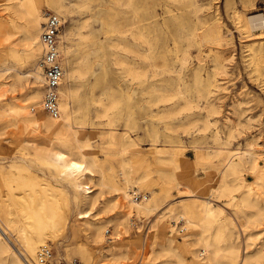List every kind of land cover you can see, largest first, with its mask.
<instances>
[{"label": "bare ground", "instance_id": "6f19581e", "mask_svg": "<svg viewBox=\"0 0 264 264\" xmlns=\"http://www.w3.org/2000/svg\"><path fill=\"white\" fill-rule=\"evenodd\" d=\"M52 1L56 12L67 8L63 0ZM128 1L130 3L132 0ZM41 4L40 0H16L8 17L0 13V51L7 49L6 54H0V66L9 60L10 54H14L12 46L17 43L15 35L18 32H23L22 40L28 47L27 58H31L30 69H18L14 74L16 80L31 77L35 83L43 81V68L38 61V58L41 59V56L38 57L41 49L43 54L40 36L44 14H41ZM236 16L246 30L264 28V13ZM135 23L132 38L134 41L141 39L148 45L144 30H139V20ZM116 31L125 33L122 26ZM211 36H214L216 42L221 40L219 26L212 30L206 28L200 35V41L214 40ZM118 41L113 46L116 48L120 44L124 54L115 50L111 54L113 57L110 64L117 65L132 81L140 80L142 90H148L147 93L153 96L147 102L150 107L155 106L158 110H152L146 117L162 120L187 111L184 120L173 118L167 126L181 127L186 131L202 121L203 128H216L221 113L220 105L215 101L216 91L221 88L216 75L225 71L221 55L214 66V79L210 76L204 78L199 66L193 68L196 99L192 100L181 86V71L175 72L176 76L172 78L170 75L174 70L170 63L157 60L150 46L141 50L137 43ZM59 52L65 79H69L75 69L67 57L69 47L62 41H59ZM258 59L264 60L263 53L259 54ZM186 62L187 54L180 59V65ZM107 64L105 58L102 64L104 72L108 69ZM124 64L128 65V69L125 70ZM254 70L258 81L262 73L258 66ZM159 75H167L169 78L161 84L153 82ZM262 82L264 85V80ZM72 93L71 87L62 79L57 117L50 116L44 110V85H32L26 89V105H0V264H34L40 247L48 245V238L69 231L75 238L82 235L88 237V240L78 239V243H81L78 252L85 263L96 264L93 263L95 255L91 252V245L94 241L96 244L104 240L106 232H110L106 227L109 222L113 224L114 235L110 234L106 239L112 242L116 240V243L108 247L105 253V256L111 258L107 264H120L121 259L125 258L130 259L129 264H181L184 260L187 264H264L262 230L258 228L251 232L250 242H247L244 234L251 223L259 224L264 209V161L259 164L258 155L250 151L259 143L258 140H251L247 144L248 150L237 148L229 151L220 165L210 163L214 175L210 174V177L206 174V177L211 178L209 180L212 184L209 194L201 195L196 190L198 179L189 172L187 166L190 162L183 156L182 149L164 150L157 146L160 134L155 125L149 130L151 146L156 148L152 151L154 166L151 170L142 161V151L133 149L138 139L126 130L130 114L124 124L126 129H114L121 114H111V110L120 103L114 98L111 86L105 92L111 100L105 102V98L100 99L101 109L96 112V117L106 118L104 127L100 125L102 123H98L99 127L91 123L88 131L85 130L84 121L76 120L74 110L68 106L67 98ZM32 108L36 110L35 113L30 111ZM195 108L204 110L203 119L200 114L191 113ZM240 116L237 120L227 117V141H222L217 129L212 137L220 147L206 153H195L197 159L209 160L210 157L224 154L221 145L230 141L234 131L243 123ZM251 120V117L245 119L246 122ZM95 137L105 139L108 143L102 148L106 156L103 160L97 156L99 150L92 143ZM3 140L7 143L5 148L1 146ZM114 156L120 157L119 169L125 187L118 186L115 181L107 182L106 169L113 168L107 157ZM166 165L172 166V169L167 170ZM138 169L142 172L136 176L135 171ZM246 173L252 174V181L245 179ZM184 181L187 191L180 190ZM92 185L100 188L109 186L114 194H121L120 201L118 196H114L99 202V197L91 190ZM153 185L157 189L151 188L145 193L140 191V188ZM170 185L177 188L176 196L171 194ZM62 199L64 207L60 206ZM72 204L76 208L79 222L72 223L70 220L71 212L68 209ZM116 206L121 211L111 213L104 220L97 218L100 213L112 212ZM124 209L128 212H122ZM253 209L257 211L253 212ZM133 215L138 219L149 218L146 228L139 229L134 236L140 239L139 250L128 248L129 238L120 236V231L126 229V226L133 227ZM173 215L177 217L171 218ZM179 223H183V226L180 227ZM185 230L184 242H180L177 234ZM238 235L242 236V243L237 241ZM193 236L197 240L196 248L193 247L194 243H190ZM186 250L191 255L190 260L185 257ZM99 251L96 248L94 254ZM170 253L177 257L176 261L166 258Z\"/></svg>", "mask_w": 264, "mask_h": 264}, {"label": "rangeland", "instance_id": "374dc122", "mask_svg": "<svg viewBox=\"0 0 264 264\" xmlns=\"http://www.w3.org/2000/svg\"><path fill=\"white\" fill-rule=\"evenodd\" d=\"M15 1L0 0V13L8 17L13 11ZM40 1L42 2L41 14H44V16L42 15V25L45 21L46 12H54L63 17L60 41L69 47L67 57L75 69L72 77L65 79L64 76L63 78L66 85L70 86L73 91L72 95L67 98L68 106L74 110L73 115L76 120L84 121L86 131L90 130L91 123H96L98 127V123H102L100 125L104 127L103 123L106 122V118L96 117V112L101 109L100 99L105 98V102L111 100L105 94L107 88L111 86L114 89V98L120 102L111 110V114H121L114 125V129L116 131L126 129L124 124L130 114L129 127L126 130L131 136L138 139V144L133 149L142 151V161L149 166L150 170L154 166L152 151L156 149L151 146V138L149 137V130L151 131L152 125L158 128L160 134L156 143L159 148L164 150L182 149L183 156L189 159L190 164L187 167L189 172L198 179V188L196 189L198 194H209V187L212 184V181L209 180L212 177L210 174L214 175L213 170L210 169V163L213 165L215 162L214 165H220L231 150L237 148L248 150L247 144L251 140L259 141L253 147L254 150L250 149V151L256 153L259 157V164H263L264 85H262V80H264V60L258 58L260 53L264 55V28L246 30L242 27L243 22H238L236 14L244 17L264 13V0H132L130 3L128 0H84L83 3L80 0H63L67 8L59 12L54 9L52 0ZM136 20H139V30H144L143 33L149 41L148 45L144 44L141 39L134 41L131 36V33L135 31ZM121 26L125 30L123 34L116 31ZM217 26H219L222 36L219 42H216L214 36H211L214 40L200 41V35L206 28L212 30L216 29ZM194 31H196L195 35L192 36ZM63 35L64 38H62ZM15 36L18 40L12 46L14 54H10L9 60L0 66V105L4 107H20L28 104V100L25 99L26 89L32 85L43 86V81L35 83L31 77L21 80L14 78L18 69L26 71L30 69L31 65V58H27V44L22 40L23 32H18ZM117 39L119 40L117 43L120 40L125 41V44L137 43L141 50L150 46L157 60H166L170 63L174 70L170 75L172 78H175V72L180 70L182 73L181 86L185 94L192 100L196 99L193 68L199 66L200 73L204 78L210 76L214 79V66L219 60L217 58L221 55V63L225 65V71L216 75L221 87L215 94V101L221 108L216 128L211 126L205 129L202 121L190 126L186 131L181 127L167 126L173 118L184 120L187 111L162 120H156V118L151 120L146 117L152 110H158L155 106L150 107L147 102L153 96L147 93L148 90H142L139 85L140 80L132 81L126 73H122V69H118L117 65L110 64L113 57L111 54L115 50L124 54L120 44L116 48L113 46ZM6 53L7 49L0 51L1 55ZM185 54H187V62L181 66L180 59ZM39 56H42V49L38 54ZM105 58L108 61L106 72L102 67ZM39 60L40 58H38ZM255 66H258L260 73H262L258 81L255 79L257 73L254 70ZM124 68L125 70L128 69V65L124 64ZM168 78L167 75H159L152 80L161 84L164 79L167 81ZM150 80L151 78L146 83L149 84ZM30 111L36 112L33 108ZM191 113L200 114L202 119L204 117V110L199 108L193 109ZM240 114L243 123L238 130L234 131V136L230 141L221 145L224 147L222 149L224 154L220 156L221 158L213 156L209 160L200 161L197 159L195 153L213 151L219 146V143L212 137L217 129L223 139L222 141H227L228 129L225 125V119L229 117L232 120H237ZM247 117H251L252 120L246 122ZM23 137L25 138L26 135ZM105 141L100 137H95L92 140L93 145L99 150L97 156L100 160L106 158L102 149L108 144ZM1 146L4 148L7 146L6 140L1 141ZM107 159L113 165L112 169H106L107 182L115 181L118 186L125 187L120 175V157H107ZM166 168L171 170L172 166L166 165ZM33 169L37 168L34 167ZM206 171L210 172L206 173ZM135 172H137L136 176H139L142 170L138 169ZM206 174L210 177H206L208 176ZM245 179L252 181V174L246 173ZM205 180L207 181L205 182ZM92 186L91 190L99 197V202L110 200L114 196H118V202L121 199V194H114L107 185L102 188L97 185ZM169 187L171 194L176 196L178 194L177 188L173 185ZM151 188L157 189V186L140 188V191L145 193ZM180 190H188L185 181L184 184L180 185ZM202 190L205 192L203 193ZM234 196L237 197V194L235 193ZM69 200L71 201L72 198ZM262 205L264 207V199ZM60 206H65L63 199ZM119 210L121 211V208L116 206L112 208V212L100 213L97 218L104 220L112 215L111 213H117ZM68 211L71 212V222H79L74 204L69 205ZM126 211L128 212L127 209H124L122 212ZM256 211L253 209V212ZM132 217L133 227L126 226L128 230L122 229L120 236L121 238H129L128 248L139 250L140 239L134 236L138 234L139 229L144 230L146 228V222L149 221V218L138 219L136 215ZM175 217L177 215H173L171 218ZM168 219L170 220V218ZM179 226H183V223H179ZM106 227L109 228L110 232H106L104 240L96 244L94 241L91 245V252L95 255L93 263L96 264H107L111 260L110 257L105 256V253H107L108 247L116 243V240L112 242L106 239L110 234L114 235L112 222L106 224ZM258 228L262 230L264 236V209L261 211L259 224L251 223L246 227L244 234L247 242L251 241L249 234ZM186 232L185 230L181 234H177V240L184 242L183 235ZM80 237H73L70 231L68 233L62 232L57 237L48 238L47 244L52 247L56 260L61 259L73 264H87L78 252L79 244H81L78 243V239L88 240V237L86 235ZM196 241L195 236L190 241L191 244L194 243L193 247L195 248L198 246ZM237 241L242 243V236L238 235ZM96 248L100 251L94 254ZM184 254L188 260L191 259L187 250L184 251ZM166 258L169 261L177 260V257L172 253L168 254ZM129 262L130 259L125 258L121 259L120 264H129ZM181 264H187L186 260Z\"/></svg>", "mask_w": 264, "mask_h": 264}, {"label": "built area", "instance_id": "2783aa9c", "mask_svg": "<svg viewBox=\"0 0 264 264\" xmlns=\"http://www.w3.org/2000/svg\"><path fill=\"white\" fill-rule=\"evenodd\" d=\"M63 17L54 12H46L43 29L40 36L43 54L40 64L43 68V85L45 96L43 107L52 117L59 116V87L64 71L60 63L59 41ZM34 264H73L65 260H56L50 245L41 246L37 252Z\"/></svg>", "mask_w": 264, "mask_h": 264}]
</instances>
